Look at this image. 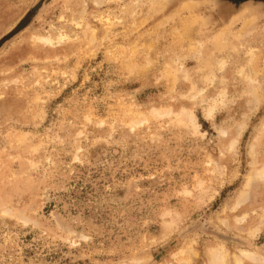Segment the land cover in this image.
<instances>
[{
	"label": "rangeland",
	"instance_id": "rangeland-1",
	"mask_svg": "<svg viewBox=\"0 0 264 264\" xmlns=\"http://www.w3.org/2000/svg\"><path fill=\"white\" fill-rule=\"evenodd\" d=\"M218 262L264 264V0H0V264Z\"/></svg>",
	"mask_w": 264,
	"mask_h": 264
},
{
	"label": "bare ground",
	"instance_id": "bare-ground-1",
	"mask_svg": "<svg viewBox=\"0 0 264 264\" xmlns=\"http://www.w3.org/2000/svg\"><path fill=\"white\" fill-rule=\"evenodd\" d=\"M218 248V247H217ZM215 249V248H214ZM219 251V250H218ZM242 254H243V251H242ZM250 256V255H249ZM221 257H223V256H221ZM248 257V256H247ZM220 258V257H219ZM221 262V261H220ZM217 263V262H216ZM219 263V262H218ZM220 264V263H219Z\"/></svg>",
	"mask_w": 264,
	"mask_h": 264
}]
</instances>
